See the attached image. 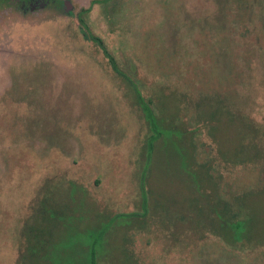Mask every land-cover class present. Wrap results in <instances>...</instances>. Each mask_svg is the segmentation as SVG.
<instances>
[{"label":"rangeland","instance_id":"obj_1","mask_svg":"<svg viewBox=\"0 0 264 264\" xmlns=\"http://www.w3.org/2000/svg\"><path fill=\"white\" fill-rule=\"evenodd\" d=\"M94 2L0 18V264H264V0ZM243 194L232 248L213 205Z\"/></svg>","mask_w":264,"mask_h":264},{"label":"trees","instance_id":"obj_2","mask_svg":"<svg viewBox=\"0 0 264 264\" xmlns=\"http://www.w3.org/2000/svg\"><path fill=\"white\" fill-rule=\"evenodd\" d=\"M85 37L87 39H90L102 51V54L107 59L111 70L116 75H118L120 78H122L123 80H125L127 83H129L132 86L136 102L138 104V107L141 110V113L148 127V130L153 132L154 134L153 136H156L155 134L160 135L158 132L157 133L155 132L161 128L160 126L161 116H156L153 109L150 107L152 104V100L144 99L140 90L137 89L133 81L125 73H123L120 70L117 64V61L109 53L103 41L99 37H95L94 35H91V34L85 35ZM154 138L155 137H153V140ZM153 147H154V144L149 141L147 144L148 156L153 152ZM190 151H192L191 148H190ZM149 159L150 157H148L147 161H149ZM182 162H183L184 169L189 168V174H190V168H192V164L194 162L192 152L189 156L188 154L187 155L183 154ZM191 162L192 164L188 167V163H191ZM144 174L146 175V173ZM145 175H142L140 179V188L142 191V197L145 196V193L143 191L145 188ZM247 196H248L247 194L245 195L243 194L240 197H235L236 199L235 201L238 202L237 206H232V205H229L227 202H222V201H219L218 203L213 205L212 215L214 216L212 219L213 220L216 219V221L218 222L217 227H219L218 230L216 231V235L219 236L222 240H224V242L227 245L231 246L232 248L250 244V237L247 235L245 231V224H246V220L248 216L246 215V212H244V208H245V199L247 198ZM143 208L145 209V205L143 206ZM87 247H88V250L85 249L84 251H81L82 260L83 258L86 259L82 261L81 264H97V256L99 254L96 249V245L92 244V245L86 246V248ZM69 264H77V263L72 262Z\"/></svg>","mask_w":264,"mask_h":264},{"label":"flooded vegetation","instance_id":"obj_3","mask_svg":"<svg viewBox=\"0 0 264 264\" xmlns=\"http://www.w3.org/2000/svg\"><path fill=\"white\" fill-rule=\"evenodd\" d=\"M104 1L95 0L94 4H101ZM70 9L72 0H0V18L15 14L22 19L40 17L50 19L56 17L59 11L68 14Z\"/></svg>","mask_w":264,"mask_h":264}]
</instances>
